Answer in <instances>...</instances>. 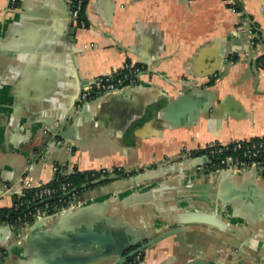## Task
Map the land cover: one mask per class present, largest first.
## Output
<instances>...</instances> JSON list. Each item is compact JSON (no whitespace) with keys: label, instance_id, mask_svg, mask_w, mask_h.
I'll use <instances>...</instances> for the list:
<instances>
[{"label":"crops","instance_id":"crops-1","mask_svg":"<svg viewBox=\"0 0 264 264\" xmlns=\"http://www.w3.org/2000/svg\"><path fill=\"white\" fill-rule=\"evenodd\" d=\"M16 2L0 0V209H11L27 182L52 181L50 165L28 156L46 143L43 129L60 131L67 120L66 130L78 118L65 146L46 143L51 164L152 174L96 199L95 216L137 239L184 229L145 250L140 264H264V178L253 170L198 174L208 164L196 167L191 155L264 139V0H235L240 13L222 0H87L85 30L70 21L65 0ZM242 18L260 38L239 30ZM125 62L143 68L137 86L77 106L82 84ZM174 101L189 107V118L161 112ZM32 223L34 232H22L33 251L68 236L67 221ZM10 242L0 224V244ZM21 251L3 261L17 264Z\"/></svg>","mask_w":264,"mask_h":264},{"label":"built area","instance_id":"built-area-1","mask_svg":"<svg viewBox=\"0 0 264 264\" xmlns=\"http://www.w3.org/2000/svg\"><path fill=\"white\" fill-rule=\"evenodd\" d=\"M65 1L69 11L70 21H72L76 28L85 30L88 27L84 17L87 0ZM222 1L232 11L240 13V11L236 9V2L234 0ZM15 4L16 0H8V6L10 8L15 7ZM239 30L242 33H248L250 36L255 35L256 38H260L249 19H241ZM250 44L254 45L255 40L252 39ZM263 63L264 57L258 62L260 69L263 68ZM143 74L144 70L141 66H137L131 62H125L120 70L88 80L82 84L77 98V106L80 107L115 95L126 87L137 86L141 82ZM41 134L46 140V143L55 142L59 147H63L66 144L65 139L56 137L55 134H51L48 130L43 129ZM44 139L43 141L45 142ZM46 143L40 150L32 151L28 156V160L31 163L40 162L44 165H50L53 175H55L59 166L57 164H51L48 161L45 147ZM202 150L204 151V156L210 159V164L216 168V172L225 170L241 171L246 167L247 169L253 168L259 170L264 178V139L262 138L236 140L223 145L212 144L207 145ZM113 170L100 169L87 171L85 181L86 183L93 184L104 178L113 177ZM117 170L120 171V169ZM75 172L76 171L73 169L66 168L65 171H62V175H69ZM85 186L86 185H84V187ZM30 190H34V192L31 195V199L27 201V205L33 208L28 214H24L22 217L17 218L14 224L10 225L11 242L6 246L0 247V259H3L7 256V253H11L13 250L23 245L25 236L23 235L22 229L24 227L38 218L58 215L62 211L80 203L79 197L81 193L77 192L74 188L72 189L71 184L68 183H63L60 185L59 189H54L48 184L32 186L27 182L18 197H24ZM1 191L3 194L8 193L10 191L9 185L3 184ZM23 205V202L18 203L15 210ZM28 219L32 220V222H28Z\"/></svg>","mask_w":264,"mask_h":264},{"label":"water","instance_id":"water-1","mask_svg":"<svg viewBox=\"0 0 264 264\" xmlns=\"http://www.w3.org/2000/svg\"><path fill=\"white\" fill-rule=\"evenodd\" d=\"M74 33L75 28H72V31H70V35L73 36L72 42H74ZM179 102L180 101H174L169 103L165 107L164 111L161 112L163 113L168 110H178L182 118L185 119V114L186 118H189V107L179 109ZM200 109H202L203 112L208 110L206 104L200 107ZM75 111L76 108H74V111L72 112V117H77L76 114V116L74 115ZM66 125L67 120L61 122L60 131L58 128L51 129L50 133L55 134L58 138L71 140L73 138L74 130L79 126V120L78 118L73 119L70 127L64 130ZM193 161L196 163V167L211 163L210 159L206 156L196 157ZM244 170L259 172L262 177L261 172L257 169H247L245 167L241 171ZM222 172H233V170H225ZM151 176L152 174L150 172L139 173L135 176H129L125 179L116 180L104 185L103 187H96L92 191L82 193L79 197V204L62 211L58 215L48 216L49 218H56L60 223L67 221L68 236L65 238L66 240H63V242L57 244V246H49L47 248L43 246V249L33 251L30 246V234H28L23 240V244L27 242V245L24 248H22L23 245L18 247V249H22L21 254H14L18 258L17 264H126L139 253L156 245L159 241L181 233L184 229L161 231L154 234V236L137 239L136 236L128 231L129 229L127 226H121L119 223L109 225L102 219L95 216L94 209L95 206L98 205V203L95 202L96 199L108 194L126 190L128 188L137 187L151 180ZM114 178L115 177H108L106 179L112 180ZM103 180L105 179L97 181L93 184L99 186ZM25 228H28L29 233H31L35 231L37 225L31 223ZM5 229L9 233L10 237V225H5ZM23 235L25 236V233ZM137 244L139 247L130 251ZM0 245L6 246L7 244L5 243ZM9 254L10 253H7L6 255L8 256ZM0 264L6 263L0 259ZM188 264L202 263L194 261Z\"/></svg>","mask_w":264,"mask_h":264},{"label":"trees","instance_id":"trees-1","mask_svg":"<svg viewBox=\"0 0 264 264\" xmlns=\"http://www.w3.org/2000/svg\"><path fill=\"white\" fill-rule=\"evenodd\" d=\"M235 1V0H234ZM17 5V2L14 6ZM236 9L239 10V6L236 3ZM76 27V26H75ZM78 29V28H77ZM264 69V63L263 68ZM194 157H202L204 156L203 150L194 151L191 153ZM66 167L59 166L58 171L55 173L52 181L48 183V185L54 189H59L60 185L63 183L71 184V188L76 189L79 193H85L87 188L95 187V184L86 183L85 177L87 175V172H78L76 171L73 174L69 175H62V171H65ZM114 179L112 180H103L101 184L107 185L113 181L125 179L130 176V174L124 173L122 170H113ZM108 178V177H107ZM100 184V185H101ZM84 185H86L84 187ZM34 190L28 191L24 197H16L14 200L13 207L11 209L2 208L0 209V224L4 225H13L17 218L22 217L24 214H28L33 207L27 205V201L31 199V195L33 194ZM23 202V206H19L17 210H15V207L18 205V203ZM28 222H32V220L28 219ZM0 247H3V245H0ZM3 251V250H2Z\"/></svg>","mask_w":264,"mask_h":264},{"label":"flooded vegetation","instance_id":"flooded-vegetation-1","mask_svg":"<svg viewBox=\"0 0 264 264\" xmlns=\"http://www.w3.org/2000/svg\"><path fill=\"white\" fill-rule=\"evenodd\" d=\"M199 167H197V170H195V172L196 173H198V174H201V172L202 173H204V174H217V173H219V172H221V171H219V172H216L215 170H216V168L215 167H213L211 164H208L207 166H205V167H201V168H199ZM139 246H135V247H133L130 251H132V250H135L136 248H138ZM129 252V251H128ZM128 252H126V253H128ZM145 251H143V252H141V253H139L136 257H134L132 260H130V261H128L126 264H140L142 261H143V253H144Z\"/></svg>","mask_w":264,"mask_h":264},{"label":"rangeland","instance_id":"rangeland-1","mask_svg":"<svg viewBox=\"0 0 264 264\" xmlns=\"http://www.w3.org/2000/svg\"><path fill=\"white\" fill-rule=\"evenodd\" d=\"M73 170H74V169H73ZM99 170H100V169H99ZM74 171H76V170H74ZM89 171H90V170H89ZM86 172H87V171H86ZM5 257H6V256H5ZM5 257H4V258H5ZM4 258H3L2 260H4ZM5 260H6V259H5Z\"/></svg>","mask_w":264,"mask_h":264}]
</instances>
